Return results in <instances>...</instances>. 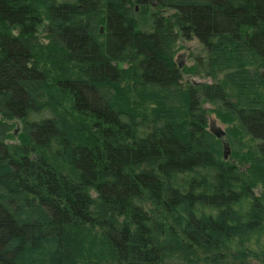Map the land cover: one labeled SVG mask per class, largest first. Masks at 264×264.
I'll use <instances>...</instances> for the list:
<instances>
[{
  "label": "trees",
  "instance_id": "1",
  "mask_svg": "<svg viewBox=\"0 0 264 264\" xmlns=\"http://www.w3.org/2000/svg\"><path fill=\"white\" fill-rule=\"evenodd\" d=\"M0 264H264V0H0Z\"/></svg>",
  "mask_w": 264,
  "mask_h": 264
},
{
  "label": "rangeland",
  "instance_id": "2",
  "mask_svg": "<svg viewBox=\"0 0 264 264\" xmlns=\"http://www.w3.org/2000/svg\"><path fill=\"white\" fill-rule=\"evenodd\" d=\"M153 3V0H149ZM151 4V3H150ZM135 18L138 20V28L142 30H149L151 28L150 16L151 12H155L160 15L167 16L171 14V11L160 10L157 8L149 9L144 8L141 5H135ZM174 61L178 66V69L181 72L182 80L181 83L187 87L197 84H213L215 80L210 76V69L207 67V53L203 46L196 40H183L179 39L177 44L174 47ZM124 67V65H123ZM203 108L206 111V121L207 129L214 133L219 134L225 132L228 128L233 126L232 123L221 119L216 112L220 113L221 116H224L225 111L219 107L216 103H204ZM216 111V112H215ZM17 128H14L17 131ZM225 143V139H223ZM13 143V142H9ZM243 143L246 145L254 144L249 141L248 137H244ZM231 150L229 148V153H226V159H229Z\"/></svg>",
  "mask_w": 264,
  "mask_h": 264
},
{
  "label": "water",
  "instance_id": "3",
  "mask_svg": "<svg viewBox=\"0 0 264 264\" xmlns=\"http://www.w3.org/2000/svg\"><path fill=\"white\" fill-rule=\"evenodd\" d=\"M100 33H103V27L100 28ZM212 133V132H211ZM214 134V133H212ZM217 138L223 137L224 136V132H221L219 134H214ZM229 153V147L227 145V143H224V150H223V158L226 159L227 154Z\"/></svg>",
  "mask_w": 264,
  "mask_h": 264
}]
</instances>
